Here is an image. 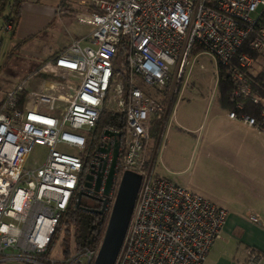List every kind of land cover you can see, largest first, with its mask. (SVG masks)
<instances>
[{
	"label": "built area",
	"instance_id": "obj_1",
	"mask_svg": "<svg viewBox=\"0 0 264 264\" xmlns=\"http://www.w3.org/2000/svg\"><path fill=\"white\" fill-rule=\"evenodd\" d=\"M62 11V10H61ZM86 32L48 56L0 99V264H94L96 247L49 256L62 213L83 194L110 205L126 169L141 174L122 245L113 264H203L221 231L227 209L200 192L154 171L171 99L189 58L210 54L220 77L231 83L227 116L264 132V0H90L74 11ZM11 18L0 30L10 32ZM124 40L127 89L113 79V59ZM244 100L258 106L246 111ZM122 111V128L105 127L89 163L105 160L99 190L85 186L86 135L103 103ZM160 123L149 149L151 127ZM118 153L111 190L102 192L115 135ZM34 144L41 161H28ZM74 146L77 153L59 148ZM105 146L106 151H101ZM82 194V195H83ZM82 198V197H81ZM81 201V200H80ZM262 224L260 216L248 213ZM244 264H264V252L248 246Z\"/></svg>",
	"mask_w": 264,
	"mask_h": 264
},
{
	"label": "rangeland",
	"instance_id": "obj_2",
	"mask_svg": "<svg viewBox=\"0 0 264 264\" xmlns=\"http://www.w3.org/2000/svg\"><path fill=\"white\" fill-rule=\"evenodd\" d=\"M75 1L65 0V3L73 4ZM67 8L66 6L62 15L55 16L45 29L32 35L19 38L10 32L3 33L0 42V97L30 70L42 64L48 55L54 54L71 35L77 36L78 33L88 30V25L76 21ZM1 33L0 31V36ZM11 49L12 52L9 53ZM215 66V59L207 53L189 58L179 91L166 120L154 163L156 173L165 174L171 180L203 195L205 194L200 190L203 181L199 173L200 167L196 159H190L192 148L195 146V152L198 151V145L204 143V134L206 135L210 126L216 121L225 120L224 115L228 110L218 100L213 72ZM154 143L155 137H152L149 141V149ZM59 148L77 153L74 146L59 145ZM45 152L44 145L34 144L28 161H41ZM82 201L96 205L94 199L83 198ZM111 203L107 207L104 206L102 211L104 215H109ZM63 234L62 231L49 250V256L53 259L60 260L64 257L60 243ZM72 243L71 234L70 244Z\"/></svg>",
	"mask_w": 264,
	"mask_h": 264
},
{
	"label": "crops",
	"instance_id": "obj_3",
	"mask_svg": "<svg viewBox=\"0 0 264 264\" xmlns=\"http://www.w3.org/2000/svg\"><path fill=\"white\" fill-rule=\"evenodd\" d=\"M19 1L20 14L13 30L19 38L45 29L55 16L62 15L66 6L73 15L74 11L88 10L90 2ZM224 117L225 120L210 126L203 136L204 143L198 145L197 152L193 146L190 156L200 167L203 179L200 190L204 196L228 211L222 236L213 242L203 264H244L248 246L264 252V132L229 118L227 113ZM250 211L256 212L263 223L251 221Z\"/></svg>",
	"mask_w": 264,
	"mask_h": 264
},
{
	"label": "trees",
	"instance_id": "obj_4",
	"mask_svg": "<svg viewBox=\"0 0 264 264\" xmlns=\"http://www.w3.org/2000/svg\"><path fill=\"white\" fill-rule=\"evenodd\" d=\"M20 14V1L19 0H0V15L3 20L11 18L13 21V27L10 31L13 34L14 27L18 21ZM1 31V30H0ZM2 33L0 41H2ZM19 43L16 45L18 47ZM14 50V48H13ZM125 50L126 45L124 40H121V44L118 46V51L113 59V79H122L124 81V89H127V68L125 62ZM12 49L9 50V53ZM231 89V83L228 78H222L217 82L218 100L220 104L226 109H232L233 104L229 100V92ZM261 93L264 94V88H258ZM176 95H174L170 102L169 112ZM245 110L254 114L258 112V106L251 103L248 100H244ZM125 115L122 111L111 109L107 106L106 101L103 103L99 116L96 120L94 127L88 131L86 135V147L85 153L82 155L84 168L89 165V159L93 155V149L99 138V134L105 127H114L120 129L125 122ZM160 123L154 121L151 127V137H157ZM84 205L82 198L80 205L77 203H71L64 210L61 218L55 228L53 239L50 247L54 244L60 233L64 234L61 238V248L63 256L67 257L72 248H80L82 246L96 247L103 235V231L107 221V215L98 211H88ZM72 234L73 243L70 244V235Z\"/></svg>",
	"mask_w": 264,
	"mask_h": 264
},
{
	"label": "water",
	"instance_id": "obj_5",
	"mask_svg": "<svg viewBox=\"0 0 264 264\" xmlns=\"http://www.w3.org/2000/svg\"><path fill=\"white\" fill-rule=\"evenodd\" d=\"M104 132L115 135L112 157L107 175L104 178L102 189L103 194L106 196L111 190L113 182L114 165L119 146V133L109 131L108 129H105ZM100 150L106 151L107 148L105 146H100ZM104 168V159L100 161L98 166H95L93 162H90L89 171L85 173V186L88 188L92 187L94 190H99L104 175ZM140 182V173L129 169L122 172L115 191L114 199L111 203L109 215L101 237V242L94 259V264H113L123 242ZM82 194L83 191H79L76 202L77 205H80ZM98 200L101 201V207L98 209L88 207L85 208L88 211L102 212L106 203V198L102 197Z\"/></svg>",
	"mask_w": 264,
	"mask_h": 264
},
{
	"label": "flooded vegetation",
	"instance_id": "obj_6",
	"mask_svg": "<svg viewBox=\"0 0 264 264\" xmlns=\"http://www.w3.org/2000/svg\"><path fill=\"white\" fill-rule=\"evenodd\" d=\"M83 168H84V165H83ZM85 198V199H94L96 201V205H90L88 202L84 203V205L88 208H96L98 209L99 208V205H100V198H97L95 195H88V194H83L82 195V199ZM95 212V211H94Z\"/></svg>",
	"mask_w": 264,
	"mask_h": 264
}]
</instances>
